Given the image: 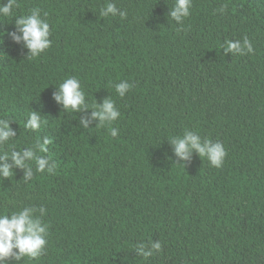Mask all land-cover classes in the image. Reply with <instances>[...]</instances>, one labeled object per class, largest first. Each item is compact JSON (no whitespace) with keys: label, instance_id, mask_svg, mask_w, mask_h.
Segmentation results:
<instances>
[{"label":"trees","instance_id":"1","mask_svg":"<svg viewBox=\"0 0 264 264\" xmlns=\"http://www.w3.org/2000/svg\"><path fill=\"white\" fill-rule=\"evenodd\" d=\"M0 264H264V0H0Z\"/></svg>","mask_w":264,"mask_h":264}]
</instances>
